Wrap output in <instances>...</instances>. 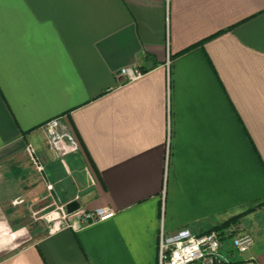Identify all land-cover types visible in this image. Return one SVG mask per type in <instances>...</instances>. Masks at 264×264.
I'll return each instance as SVG.
<instances>
[{
  "label": "crops",
  "instance_id": "obj_1",
  "mask_svg": "<svg viewBox=\"0 0 264 264\" xmlns=\"http://www.w3.org/2000/svg\"><path fill=\"white\" fill-rule=\"evenodd\" d=\"M55 117L79 145L64 159ZM49 182L116 214L49 232ZM249 208L264 240V0H0V264H158L161 227Z\"/></svg>",
  "mask_w": 264,
  "mask_h": 264
},
{
  "label": "built area",
  "instance_id": "obj_2",
  "mask_svg": "<svg viewBox=\"0 0 264 264\" xmlns=\"http://www.w3.org/2000/svg\"><path fill=\"white\" fill-rule=\"evenodd\" d=\"M142 75L143 71L138 66H124L119 71V76L126 80H135ZM42 129L46 134L45 149L55 152L58 157H64L79 149L75 137L61 123L60 118L50 119L42 125ZM26 150L38 172L44 174L45 166L36 146L29 143ZM167 154L169 156V144ZM52 188L53 185L49 182L47 197L52 195ZM75 200H79V197ZM55 212V218H47L49 222H55L49 232L60 226L96 223L116 214L114 208L99 206L91 210L78 209L71 215L65 204L57 205ZM255 242L253 233L239 223L223 229L214 227L205 231L184 227L171 233L165 232L161 227L158 236V264H257L256 256L248 255Z\"/></svg>",
  "mask_w": 264,
  "mask_h": 264
},
{
  "label": "rangeland",
  "instance_id": "obj_3",
  "mask_svg": "<svg viewBox=\"0 0 264 264\" xmlns=\"http://www.w3.org/2000/svg\"><path fill=\"white\" fill-rule=\"evenodd\" d=\"M65 157H61L60 159H64ZM72 167V166H71ZM73 168V167H72ZM74 169V168H73ZM72 180L74 182V184L78 183L81 184V185H85V176L84 174H82L79 169L76 167L73 171V177H72ZM75 184V185H76ZM48 206L47 208L45 209V211H43V217L40 219L41 222L44 224V227L46 230H49L51 227L54 226L55 222L54 221H51L49 222L47 220V218H55L57 216V213L55 212V209L57 207L58 204H56V199H55V196L54 195H49V198H48ZM75 200V199H74ZM73 200V201H74ZM79 202L80 204V201L79 200H76ZM72 202V201H71ZM70 202L68 203H65V206H66V210H68V207H67V204H69ZM61 205V204H59ZM258 207H262V205L258 206ZM263 208V207H262ZM32 213V212H31ZM48 216V217H47ZM34 214L33 216H31V219H33V221L35 220L34 219ZM40 222V221H38ZM239 224H241L240 226L247 229L248 231L252 232L254 237H255V241H256V245H255V248H258L259 245L264 241L263 239H261L259 233H258V229H255L253 224H251V221H249L248 219H244V216H242L239 220ZM263 231V230H262ZM33 235H36V234H33Z\"/></svg>",
  "mask_w": 264,
  "mask_h": 264
},
{
  "label": "trees",
  "instance_id": "obj_4",
  "mask_svg": "<svg viewBox=\"0 0 264 264\" xmlns=\"http://www.w3.org/2000/svg\"><path fill=\"white\" fill-rule=\"evenodd\" d=\"M254 208H249L231 218H229L228 220L224 221L222 224H220L219 226H216L217 228L223 229V228H227L233 224H238L239 220L242 216H244L245 214L249 213L250 211H252Z\"/></svg>",
  "mask_w": 264,
  "mask_h": 264
},
{
  "label": "water",
  "instance_id": "obj_5",
  "mask_svg": "<svg viewBox=\"0 0 264 264\" xmlns=\"http://www.w3.org/2000/svg\"><path fill=\"white\" fill-rule=\"evenodd\" d=\"M67 207H68L69 212H73L80 207V204L78 201L74 200V201L70 202L69 204H67Z\"/></svg>",
  "mask_w": 264,
  "mask_h": 264
}]
</instances>
